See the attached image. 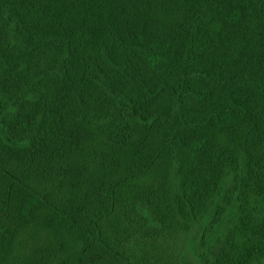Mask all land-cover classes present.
<instances>
[{
  "label": "trees",
  "instance_id": "1",
  "mask_svg": "<svg viewBox=\"0 0 264 264\" xmlns=\"http://www.w3.org/2000/svg\"><path fill=\"white\" fill-rule=\"evenodd\" d=\"M0 264H264V0H0Z\"/></svg>",
  "mask_w": 264,
  "mask_h": 264
}]
</instances>
